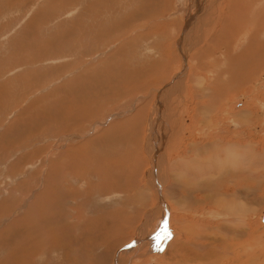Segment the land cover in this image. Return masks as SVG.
Listing matches in <instances>:
<instances>
[{"label":"rangeland","instance_id":"374dc122","mask_svg":"<svg viewBox=\"0 0 264 264\" xmlns=\"http://www.w3.org/2000/svg\"><path fill=\"white\" fill-rule=\"evenodd\" d=\"M187 1L0 0V263L9 255H22L24 260L20 264H114L115 260L119 261L117 264H157L160 252L167 246L172 250L173 222L168 214H163L165 217L160 220L158 207L161 206L150 194L155 188V194L161 193V199H168L169 205L173 203L175 207L178 195L173 188L174 196L169 194V197L160 186L150 184L153 174L148 171L155 159L152 157L151 162L145 147L151 141L148 139V119L155 114V103L159 99L162 103L159 104L162 118L159 124L163 126L160 130L163 149L156 158L161 160L158 173L161 178L166 176L162 186L176 178L197 188L207 180L210 185L186 196L184 205L178 209H184L194 225L201 224L198 229L226 239L225 245L220 243V248L213 247L222 259L212 254L199 264H264V223L261 219L264 215V60H256L258 64L246 60L250 43L239 36L241 31L235 34V27L224 33L223 39L213 40L212 43L216 42L214 61L210 59L211 55L208 57L209 53L200 54L198 46L210 43L209 36L201 41V34L206 26L210 27L211 11L197 15L200 22L191 33L188 29L183 31L192 23L187 17ZM163 26L170 29L164 30ZM246 33L249 40L254 37L252 29L248 28ZM260 38L264 40V30ZM222 45L231 46L224 47L226 58L223 59L220 58ZM177 46H181L186 54L182 61L176 55ZM214 65H218V70L230 71L234 67L233 83L245 79L244 90L231 89L235 90L229 97L231 99L227 104L222 103L234 115L233 118L240 108L253 106L254 111L249 113L248 126H244V130L241 126L244 120L237 119L240 120L238 123L229 117V113L221 112L224 110L219 108L221 102L215 105L203 89L208 86L206 78L212 75ZM228 75L231 79V74ZM94 76L100 79L99 84L105 81V77L115 79L120 76L117 86L115 84V89L110 91L117 94L108 93L90 103L85 102L90 104L85 106L75 91L81 89L84 93V83ZM122 76L128 77L129 81H124ZM107 89L104 85L99 91ZM193 92H199L198 106L208 105L214 109L209 116L205 115L209 123L202 127L203 122H200V129L197 128L193 140H190L189 130H192L193 123L198 124V119L191 122L189 113L193 116L196 110L180 109L187 108L190 100L193 102L196 97ZM224 93L227 95L228 91ZM139 109L143 116L137 114ZM171 121L173 124L169 125ZM213 127L222 131L224 144H228L220 146L224 150L220 149L219 154L215 149L211 150L213 137L205 139L206 132L212 131ZM237 131L239 135L234 134ZM244 140L247 141L246 150L251 147L256 151L253 159L258 156L256 165L245 159V148L240 145ZM168 144L172 146L170 159L165 158L164 152V146L168 147ZM179 144L181 148H188L184 155L178 151ZM79 146H83L81 152H78ZM68 158H75L78 166L84 164L80 166L84 168L83 172L80 167L78 169L81 177L78 172L70 174L65 166ZM229 159L231 164L233 160L238 164L235 171H232L234 167L230 166ZM215 160L218 161L216 164ZM60 164L64 165L59 168ZM227 165L231 169L228 170ZM51 166L57 173H63L61 187L55 185L46 195L47 202L39 203L41 209L34 205L33 216L27 217L26 208L28 204H34L36 193L38 196L44 188ZM197 172L199 177L194 175ZM240 172L247 174L240 178ZM233 176L238 179V184ZM222 179L226 182H221ZM109 185L114 189L105 187ZM99 186L112 191L101 193ZM61 190H65L64 193L70 191L63 194L64 198ZM195 195L198 199L194 198ZM208 196L210 201L204 202ZM158 222L162 224L160 229L165 223L168 232L157 239L156 247L133 250L136 244L132 245V240L140 239V234L135 235L133 228H147L148 234L152 235ZM221 227L230 231L222 232ZM176 228L183 230L186 226L176 223ZM237 228L242 230L239 237ZM181 233L185 237V233ZM120 251L123 252L118 260L115 253ZM162 258L167 264H181V260L171 254ZM187 262L194 264L190 260Z\"/></svg>","mask_w":264,"mask_h":264},{"label":"bare ground","instance_id":"6f19581e","mask_svg":"<svg viewBox=\"0 0 264 264\" xmlns=\"http://www.w3.org/2000/svg\"><path fill=\"white\" fill-rule=\"evenodd\" d=\"M165 2V1H164ZM188 2V5H187V11H188V13H187V17H189V21L190 22H192V23H190V24H188L187 26H188V28L186 27L185 29H183V31H186L187 29V31L188 32H190L191 33V30H193V29H195V26H197V24L200 22V20L198 19V17H197V15L199 14L200 15V13H202V11H211L210 12V23H209V26L210 27H205L203 30H202V34H201V41H204L205 40V38H206V36H209V38H210V43H209V45H206V44H204L205 46L203 47H200V46H198L199 47V51H200V54L201 53H203V52H207V53H209V55H208V57L210 56V59H212L213 61H214V51H213V49H215L216 48V45H215V43L217 42V40H220V39H223V35H224V33L226 34V33H228L229 31H231L232 30V27H235V29H236V31H237V33L235 32V34H238L240 31V34H239V36L241 37V38H244V39H248V41H249V45H250V47L248 48L249 49V51L248 52H250V54L246 57V60L248 61V62H255L256 60H264V40L263 39H261L260 37H261V35H262V32H263V30H264V0H189V1H187ZM208 4V5H207ZM193 5V6H192ZM182 10V9H181ZM215 12H214V11ZM197 17V18H196ZM201 17V16H200ZM202 18V17H201ZM138 19V18H137ZM199 20V21H198ZM188 23V22H187ZM207 23V22H206ZM201 24V23H200ZM146 25V24H145ZM203 25H204V22H203ZM206 25V24H205ZM208 25V24H207ZM171 26V25H170ZM175 26V25H174ZM132 27V26H131ZM173 27V26H172ZM202 27H204V26H202ZM198 28V27H197ZM201 28V27H200ZM248 28H250V29H252V31L254 32L253 34H254V37H252L251 38V40H253L254 38H256V41H251V40H249L250 38L246 35L247 33V29ZM163 29L164 30H168V29H170V28H168V27H166V26H163ZM171 29H174V28H171ZM212 29V30H211ZM234 28H233V30H235ZM175 30V29H174ZM170 33V32H169ZM185 33H187V32H185ZM184 33V34H185ZM193 33V32H192ZM249 33V32H248ZM183 34V33H182ZM183 34V35H184ZM162 35V34H161ZM189 35V34H188ZM199 35V34H198ZM230 35H231V33H230ZM236 36V35H235ZM232 37V36H231ZM237 37H238V35H237ZM239 37V38H240ZM183 38V37H182ZM220 38V39H219ZM227 38V37H226ZM234 39H235V37H233ZM216 39V40H215ZM228 39H229V37H228ZM213 40H215L216 42H214V43H212L213 42ZM13 41V40H12ZM200 41V40H199ZM193 42V41H192ZM206 42V41H205ZM255 42V43H254ZM201 43V42H200ZM200 43H198V44H200ZM220 43V42H219ZM233 43V42H232ZM178 44H180V43H178ZM185 44V43H184ZM188 44H190V43H188ZM194 44V43H193ZM223 44V43H222ZM248 44V43H247ZM230 45V44H229ZM229 45H224V47L225 48H228V46ZM219 46H221V45H219ZM181 47V46H180ZM180 47H178L177 46V54L176 55H178V57H180V60L182 61V59L184 60L185 58H186V54H184L183 53V51H182V48H180ZM197 47V48H198ZM222 47H223V45H222ZM222 48V52H221V55H220V58H226V56H225V52H224V50H225V48ZM229 47H231V46H229ZM183 48H184V46H183ZM231 50V49H230ZM232 51V50H231ZM245 52V51H244ZM199 53H198V55H200ZM204 54V53H203ZM202 54V55H203ZM242 54V53H241ZM247 54V53H246ZM201 56V55H200ZM227 56H230V55H227ZM191 57V56H190ZM232 57H234V56H232ZM236 58V57H235ZM234 58V59H235ZM194 59V58H193ZM199 59V58H198ZM236 59H238V58H236ZM208 60V59H207ZM218 60V59H217ZM239 60H240V58H239ZM203 61V60H202ZM235 61V60H234ZM153 62V61H152ZM179 62V61H178ZM236 62H237V60H236ZM235 62V63H236ZM257 62V61H256ZM234 63V64H235ZM237 63H239V62H237ZM257 64H258V62H257ZM119 65V64H118ZM152 65V64H151ZM154 65V64H153ZM211 65V64H210ZM230 65V64H229ZM238 65V64H237ZM236 65V66H237ZM260 65H261V63L258 65V69H257V71L255 72V74L258 72V70L260 69ZM218 66V65H217ZM217 66L216 65H214V67H213V73H212V75L211 76H209V78H206V79H208V80H206L207 82H209L208 83V86H207V88H203L207 93H208V95L210 96V98L214 101V103H215V105H217V103L219 104L220 102H221V104H220V106H219V108H224V110H222L221 112H223V113H229V117H232V116H234L233 114H231L229 111H228V109H225V106H223V104L222 103H224V104H227L228 103V101H229V99H231V98H229L231 95H232V93H234V91L235 90H231V89H234V88H236V91H238V92H240V91H243L244 90V88H245V83L243 82V80H245L244 78L242 79V80H240V82H235V83H233L232 82V79H233V77H234V74H235V70H234V67L229 71V69H226V70H218V68H217ZM231 66H233V65H231ZM230 66V67H231ZM256 66V65H255ZM150 67H152V66H150ZM187 67V66H186ZM189 68V67H188ZM195 68V67H194ZM150 69V68H149ZM254 71V70H253ZM114 72V71H113ZM118 72V71H117ZM137 73V72H136ZM227 73V74H226ZM228 73H230L231 75V79L229 78V75H228ZM110 74V73H109ZM116 74V73H115ZM114 74V75H115ZM226 74V75H225ZM251 74V73H250ZM225 75V76H224ZM174 76V75H173ZM239 76V75H238ZM256 76V75H255ZM255 76H253V77H255ZM90 77V76H89ZM100 77V76H99ZM116 77V76H115ZM118 77H120V76H117L115 79L113 78V76H112V78H111V76H110V78H111V80H110V78L109 77H105V81L104 82H102V84H99L100 83V79L99 78H97V76H94L93 77V79H91V80H87L85 83H84V85L83 86H85V90H82V91H84V93H82L81 92V89L79 90L78 89V91L79 92H77V91H75V94L78 96V97H80L83 101H84V103H83V105H87V103H85V102H92V101H94V99L95 98H99V97H101V96H105L106 94H108V93H111L110 91H111V89L112 88H114L115 89V87H114V85L116 84V82H119V81H117V78ZM132 77H134V76H132ZM136 77V76H135ZM134 77V78H135ZM139 77V76H138ZM191 77V76H190ZM196 77V76H195ZM223 77H227V79L226 80H224V78ZM241 77H242V72H241ZM240 77V78H241ZM252 77V78H253ZM84 78H86V77H84ZM122 78H123V80L125 79V80H127L128 79V77H127V79H126V77L124 76H122ZM173 78H175L176 79V77H173ZM200 78V77H199ZM239 78V79H240ZM98 79H99V82H98ZM121 79V78H120ZM136 79H137V77H136ZM139 79V78H138ZM169 79H170V77H169ZM171 79H172V77H171ZM197 79V78H196ZM203 79V78H202ZM250 79V78H249ZM103 80V79H102ZM124 80V81H125ZM140 80V79H139ZM157 80H159V79H157ZM184 80H186L185 78H184ZM199 80V79H198ZM204 80V79H203ZM111 81V82H110ZM128 81H129V79H128ZM136 81V80H135ZM177 81V80H176ZM134 82V81H133ZM141 82V81H140ZM158 82V81H157ZM178 82V81H177ZM206 82V83H207ZM241 82H243V84L241 83ZM128 83V82H127ZM204 83V82H203ZM228 83V84H227ZM121 84V83H120ZM141 84V83H140ZM144 84V83H143ZM147 84H149V83H147ZM187 84V83H186ZM262 84V83H261ZM264 84V83H263ZM105 85V88H108L107 90H101V91H99L100 90V88L102 87V86H104ZM146 85V84H145ZM116 86H117V84H116ZM119 86V85H118ZM140 86V85H139ZM148 86V85H147ZM187 86V85H186ZM80 87V86H79ZM136 87V86H135ZM140 87H142V86H140ZM150 87V86H149ZM171 87V86H170ZM239 87V88H238ZM83 88V87H82ZM138 88V87H137ZM191 88V87H190ZM136 89V88H135ZM143 89V88H142ZM216 89V90H215ZM240 89V90H239ZM262 89V88H261ZM138 90H139V88H138ZM179 90V89H178ZM99 91V92H98ZM147 91V90H146ZM196 91V90H195ZM197 91H198V89H197ZM226 91H228V93H227V95H226V93H224V92H226ZM98 92V93H97ZM140 92V91H139ZM142 92H143V90H142ZM145 92V91H144ZM245 92H248V90H246ZM97 93V94H96ZM120 93V92H119ZM242 93V92H241ZM241 93H239L238 95L240 96L241 95ZM93 94H94V97H92L93 96ZM111 94H117V93H115V92H113L112 91V93ZM193 95L194 96H196V97H194L195 99H193V102L190 100V103H189V105L188 106H185V107H187V108H181L180 110H184V111H186V110H190V109H193V110H196L195 111V113L193 114V116H192V114L191 113H189V117H190V121L191 122H193L194 121V119H198V124L196 125V123H193V125H192V130L190 131L189 129V133H190V140H193V137L195 136V131L197 130V128L198 129H200V122H203V124H201L202 125V127H204V125H206L207 123H209L208 121H206V119H205V115L207 114L208 116H209V113L210 112H212V109H214V108H210V107H208V105L207 106H205V105H202V106H198V100L200 99V97H198L199 96V92H197V93H194L193 92ZM159 96V95H158ZM161 97H162V94H161ZM164 98V97H163ZM198 98V99H197ZM220 98H221V100H220ZM161 99V98H160ZM219 100V101H218ZM163 101H164V99H163ZM213 101H211V102H213ZM160 101H159V99H158V101L155 103L156 104V108H155V114H151V116L149 117V125H148V139L150 138V144H149V146H145V147H147V149H148V153L147 154H149L147 157H149L150 158V160H151V158L153 157L154 159H155V161H154V163H152V166H151V169L148 171L149 172V174H153V177H152V181H150L151 183L150 184H152V185H155V186H160V190L161 189H164V191L165 192H167V194L169 195V194H171V195H173L172 194V192L171 191H173L172 189L174 188V192H175V195H178V198H177V200L175 201V203H176V207L173 205V203H171L170 205H169V202H168V199H167V201L166 200H164V199H161V197H160V195H161V193H159L158 192V194H157V197H156V194L154 193L155 191H156V189L154 188V192H153V194H150V196L152 197V199L154 200L155 198H156V202L157 203H159L160 204V206L161 207H158L159 209H160V212H158L160 215H159V218H160V220H161V218L162 219H164L163 217H165V216H163V214L164 215H166V214H168L169 215V218H170V220H172V226H171V230H172V227H174V231H173V235H172V237L174 238H172L173 239V241L171 242L172 243V245H170V248H172V250H170L169 248H168V246L162 251V252H160L161 253V256H160V254H159V256L161 257V258H159V256L157 257V258H159L158 260H157V264H167V262L162 258V256H167V255H169V254H171V255H174V256H176L177 258H179L180 260H181V264H188V262L187 261H193L194 262V264H199V261H200V263L201 262H203L204 260H205V258H209L210 256H212V254H215L216 256H218L220 259H222V257L219 255V253H218V251H217V249L216 250H214V248L213 247H218L219 246V248H220V245H225L226 243H225V241L224 240H226V239H224L223 238V236H221V237H217V236H215V235H211L209 232H207V230H200V229H198V227H200V226H202L201 224H195L194 225V223H191V218L190 217H188V215H187V212H185V211H183L184 209H178L179 208V206H183L184 205V201H185V197L187 196H191L192 194L194 195V192H196V191H199V189L198 188H200V190H201V188L202 187H204V186H209L210 185V183L207 181V180H204V181H202L203 182V185H197V188H195L194 187V185H192L190 182H185L186 180H178V179H172L171 181H169L168 183H166V184H163V186H162V182L164 181V179L166 178V176L165 177H163V178H161V176H160V174L158 173L159 171H160V168H159V164L161 163V160L159 159H157L156 157H157V155H159V153H161V151H162V149H163V147L161 146V136H162V133L160 132V130H161V128L163 127L162 125H160L159 123H160V120L162 119L161 117H160V106L161 105H159V104H162V103H159ZM161 102H162V100H161ZM88 103V105H90ZM236 103V102H235ZM30 104V103H29ZM9 105V104H8ZM87 105V106H88ZM181 105V104H180ZM179 105V106H180ZM91 106H94V105H91ZM218 106V105H217ZM229 106V105H228ZM41 107V106H40ZM44 107V106H43ZM154 107V106H153ZM42 108V107H41ZM68 108H70V107H68ZM164 108V107H163ZM207 108H209L211 111H209V110H207ZM217 108V107H216ZM230 108V107H229ZM43 109V108H42ZM96 109V108H95ZM166 108H164V110H165ZM41 110V109H40ZM144 111V110H143ZM252 111H254V109H253V106H251V107H249V109L247 108H240L239 110H237L236 111V113H235V118H233V119H242V121L244 120V122H242L244 125H241L242 126V130H244V126H248V120H249V113L251 114L252 113ZM164 112V111H163ZM215 112H216V110H215ZM148 113V112H147ZM167 113V112H166ZM166 113H164V114H166ZM183 113V112H182ZM69 114V113H68ZM138 115L139 114H142V110L141 109H139L138 110V113H137ZM174 114V113H173ZM24 115V114H23ZM144 114H142V116H143ZM167 117V116H166ZM214 117V116H213ZM264 117V114H263V116H262V118ZM18 118H20V117H18ZM173 118V117H172ZM72 119H74V118H72ZM165 119V118H164ZM19 120V119H18ZM168 120V119H167ZM173 120V119H172ZM174 121V120H173ZM214 121V120H213ZM216 121V120H215ZM238 121V123L240 122V120H237ZM24 122V121H23ZM221 122V121H220ZM223 122V121H222ZM122 122H120V124H121ZM131 123V122H130ZM28 124V123H27ZM119 124V125H120ZM131 124H133V123H131ZM169 125H172L173 124V122L171 121V123H168ZM175 124V123H174ZM194 124L196 125V126H194ZM213 124H215V122L213 123ZM235 124H237V123H235ZM136 125H138V124H136ZM183 125V124H182ZM181 124H180V126H182ZM115 126V125H114ZM165 126V125H164ZM188 126V125H187ZM190 126V125H189ZM238 126V125H237ZM144 127V126H143ZM178 127H179V125H178ZM114 128V127H113ZM179 129V128H178ZM182 129V128H181ZM184 129V128H183ZM127 130V129H126ZM164 130V129H163ZM217 130V131H216ZM158 131H159V133H158ZM185 131V130H184ZM112 132V131H111ZM145 132V131H144ZM170 132V131H169ZM133 134V130L131 129V135ZM206 137H205V139L206 138H209V137H213L212 139V141H214L212 144H211V150L212 149H215V151H216V153H218L219 154V151H220V149H222L220 146H224L225 144H224V135L222 134V131H219L218 130V128L216 129L215 127H213L212 128V131L211 130H208L207 132H206ZM215 134H221V135H217V136H215ZM234 134H237V135H239V132L237 131V133H234ZM241 134V133H240ZM103 135V134H102ZM228 135V137H229V135L230 134H227ZM248 135V134H247ZM242 136V135H241ZM250 136H252V135H250ZM98 137V136H97ZM227 137V138H228ZM230 137H231V135H230ZM229 137V138H230ZM247 137H249V136H247ZM256 137V136H255ZM95 138V137H94ZM252 138V137H251ZM97 139V138H96ZM121 139H123V138H121ZM164 139V138H163ZM162 139V140H163ZM258 139V138H257ZM186 140V139H185ZM247 140V139H246ZM246 140H244V142L242 143V144H240V145H243L244 146V150L246 151V154H247V158L245 157V154H244V157H245V159L250 163H252V165H256L257 164V162H258V156L257 157H255V160H253L254 159V156L256 155V151H254L251 147L250 148H248L247 150H246ZM174 141H175V139H174ZM211 141V142H212ZM228 141V140H227ZM152 142H153V147L151 148V145H152ZM251 142V141H250ZM174 143V142H173ZM191 143H192V141H191ZM258 143V142H257ZM144 144V143H143ZM231 144V142H229V145ZM236 144V143H235ZM262 144V143H261ZM86 145V144H85ZM148 145V144H147ZM180 145V144H179ZM226 145H228V144H226ZM225 145V146H226ZM84 146V145H83ZM83 146H79V150H78V152H81L82 151V149H83ZM192 146V145H191ZM197 146V145H196ZM222 146V147H223ZM164 147H166V149H165V151L164 152H166L165 153V158H169V157H171V153H172V150L170 151V149H171V147L172 146H170L169 144H168V147L167 146H164ZM175 147V146H174ZM193 147V146H192ZM81 148V149H80ZM100 148H102V147H100ZM194 148V147H193ZM226 148V147H225ZM237 148V147H236ZM103 149V148H102ZM187 147H185L184 146V148H181V145L178 147V151H180L181 153H183L182 155H184L186 152H187ZM190 149V148H189ZM227 149V148H226ZM81 150V151H80ZM105 150V149H104ZM175 150V149H174ZM222 150H224V148L222 149ZM229 150H230V148H229ZM74 151V150H73ZM73 151H71V152H73ZM200 151V150H199ZM198 151V152H199ZM264 151V150H263ZM262 151V152H263ZM70 152V151H69ZM102 152V151H101ZM147 152V151H146ZM222 152V151H221ZM220 152V153H221ZM227 152H228V150H227ZM239 152V151H238ZM103 153V152H102ZM170 153V154H169ZM65 154V153H64ZM64 154L62 155V156H64ZM74 154V153H73ZM99 154V153H98ZM118 154V153H117ZM117 154H116V156H117ZM123 154V153H122ZM146 154V153H145ZM228 154V153H227ZM233 154V153H232ZM231 154V155H232ZM235 154V153H234ZM79 155H81V154H79ZM90 155H92V154H90ZM96 155V154H95ZM104 155V154H103ZM120 155V154H119ZM161 155V154H160ZM179 155V154H178ZM230 155V154H229ZM258 155H260V151L258 152ZM61 156V157H62ZM70 156V155H69ZM97 156V155H96ZM217 156H219V155H217ZM71 157V156H70ZM73 157V156H72ZM95 157V156H94ZM120 157V156H119ZM243 157V158H244ZM63 158V157H62ZM77 158H79V157H77ZM89 158V157H88ZM129 158H130V156H129ZM172 158V157H171ZM217 158V157H216ZM233 158V157H232ZM61 159V158H60ZM59 159V160H60ZM94 159V158H93ZM157 159V160H156ZM170 159V158H169ZM201 159V158H200ZM54 160V159H53ZM79 160V159H78ZM87 160H89V159H87ZM103 160V159H102ZM168 160V159H167ZM230 160V159H229ZM229 160H227V161H229ZM51 161V160H50ZM72 161V162H71ZM93 161V160H92ZM160 161V162H159ZM210 161V160H209ZM216 162H215V164L218 162L217 160H215ZM234 162L231 164V162H232V160H230L229 162V164H231L230 166H232V167H234V169L232 170V171H235V166H237L238 164H236V161L235 160H233ZM242 161L244 162V159H242V155H241V163H242ZM91 162V161H90ZM97 162H99V161H97ZM101 162V161H100ZM132 162V161H131ZM151 162H152V160H151ZM166 162H168V161H166ZM246 162V161H245ZM59 163V162H58ZM57 163V164H58ZM93 163H94V161H93ZM102 163V162H101ZM198 163V162H197ZM221 163V162H220ZM219 163V164H220ZM235 163V164H234ZM259 163V162H258ZM82 164H83V162H82ZM90 164V163H89ZM89 164H87V165H89ZM104 164V163H103ZM166 164V163H165ZM224 164H226V162L224 163ZM240 164V163H239ZM245 164V163H244ZM62 165H64V164H62ZM61 164L59 165V168H60V166H62ZM84 165V164H83ZM82 165V166H83ZM91 165V164H90ZM107 165V164H106ZM221 165V164H220ZM234 165V166H233ZM58 166V165H57ZM65 166H67L68 167V169H69V171H70V174L72 175V173L73 174H76V172H78L77 174H79L78 175V177H81L80 176V173H81V171H82V169L84 170V168H81L80 166H78V165H76V159L75 158H73V160H71V159H69L68 158V161L66 162L65 161ZM92 167H94L93 165H91ZM96 166V165H95ZM167 166V165H166ZM218 166V165H217ZM222 166V165H221ZM240 166V165H239ZM79 167L81 168V171H79L78 169H79ZM90 167V166H89ZM105 167V166H104ZM54 168L55 167H50V169H49V171H48V173H47V175H46V178H45V185H44V188L39 192V195L37 196V193H36V197H38V198H36V197H34L35 198V200H34V204H32V205H29L28 204V209L26 208V212H25V214H26V216L27 217H29V216H33V212H34V210H33V208L32 207H35L34 205H36V207H38V205H39V203L40 202H42V201H44V202H47L46 201V195H48L49 194V192L53 189V187L55 186V185H59L60 187H61V185H60V180H61V178L63 177L64 178V176H63V173L62 172H60V171H58L59 173H57L55 170H54ZM57 169H58V167H56ZM88 168V167H87ZM227 168H228V165H227ZM238 168V167H237ZM96 169V168H95ZM94 169V170H95ZM100 169V168H99ZM115 169V168H114ZM164 169V168H163ZM186 169V168H185ZM220 169H222V167L220 168ZM226 169V168H225ZM229 169H231V168H228V170ZM59 170V169H58ZM13 171V170H12ZM64 171V170H63ZM135 171V170H134ZM162 171V170H161ZM188 171H192V170H188ZM187 170H186V172H188ZM206 171V170H205ZM217 171V170H216ZM231 171V170H230ZM83 172V171H82ZM101 172V171H100ZM204 172V171H203ZM222 172V171H221ZM96 173H98L99 174V172H97V170H96ZM106 173H109V172H106ZM185 173V172H184ZM189 173V172H188ZM233 173H235V172H233ZM110 174V173H109ZM168 174V173H167ZM181 174V173H180ZM187 174V173H186ZM198 172L197 173H195L194 175H197L198 176ZM207 174V173H206ZM215 174H216V172H215ZM247 173H245V174H241V172H240V174H239V177L241 178V176L242 177H244V175H246ZM107 175V174H106ZM165 175V174H164ZM188 175H190V174H188ZM209 175V174H208ZM224 175V174H223ZM75 176H77V175H75ZM94 176V175H93ZM103 176H104V174H103ZM114 176V175H113ZM170 176V175H169ZM228 176V175H227ZM226 176V177H227ZM45 177V176H44ZM73 178H75L74 177V175L72 176ZM109 177V176H108ZM131 177H133V175H131ZM174 177V176H173ZM184 177V176H183ZM199 177V176H198ZM220 177H222V175L220 176ZM234 177L235 176H233L232 177V179H234ZM59 178V179H58ZM105 178V177H104ZM110 178V177H109ZM170 178V177H169ZM172 178V177H171ZM170 178V179H171ZM188 178V177H187ZM191 178V177H190ZM230 178V177H229ZM82 179V178H81ZM133 179V178H132ZM195 179V178H194ZM204 179V178H203ZM86 180V179H85ZM100 180V179H99ZM104 180H106V179H104ZM168 180V179H167ZM167 180H166V182H167ZM176 180V181H175ZM223 180V179H222ZM235 181H236V183H237V180L236 179H234ZM66 181V180H65ZM133 181V180H132ZM190 181H192V180H190ZM102 182V181H101ZM221 182H226L225 180H223V181H221ZM239 183H240V180L238 181ZM68 183V185H69V183H71V181H69V182H67ZM180 183H182L181 185H179ZM238 184V183H237ZM236 184V185H237ZM101 185V184H100ZM97 186V185H96ZM111 185H109V186H105V187H109V188H111V189H114L113 187H110ZM130 187H131V185H129ZM100 187V186H99ZM117 187V186H116ZM68 188V187H67ZM66 188V189H67ZM87 188V187H86ZM101 189L99 190V189H97V190H99V192H110V191H112V190H110V189H106V190H104L103 189V187L101 186L100 187ZM133 188V187H132ZM131 188V189H132ZM65 189V190H66ZM96 189V188H95ZM118 189H119V187H118ZM64 190V191H65ZM73 190V189H72ZM128 190V189H127ZM64 191H62L61 190V192H60V194H61V196H63V194H65V193H67L68 191H70V190H68V191H66L65 193H64ZM87 191V190H86ZM204 191V190H203ZM90 192V191H89ZM114 193H115V191H113ZM112 192V193H113ZM121 192V191H120ZM127 192V191H126ZM164 192V193H165ZM72 193V192H71ZM73 193H75V191L73 192ZM112 193H109V194H112ZM123 192H121V194H122ZM130 193V192H129ZM143 194V193H142ZM166 194V195H167ZM106 195H108V194H106ZM171 195H169V197H171ZM212 195V194H211ZM87 196V195H86ZM96 196V195H95ZM94 196V197H95ZM110 196V195H109ZM123 196V195H122ZM132 196H133V193H132ZM174 196V195H173ZM200 196V195H199ZM64 198H65V196H63ZM126 197V196H125ZM134 197H135V195H134ZM142 197V196H141ZM153 197H155V198H153ZM168 197V198H169ZM210 196H208V199L206 200V197H205V200L206 201H204V200H201V201H204V202H207V201H210V198H209ZM163 198H165V197H163ZM194 198L195 199H198V196H194ZM201 198H203L202 196H201ZM125 199V198H124ZM139 199V198H138ZM143 199V198H142ZM146 199V198H145ZM170 199V198H169ZM148 200V199H147ZM150 200H151V198H150ZM174 200V199H173ZM169 201H171V200H169ZM141 203V202H140ZM142 203H143V200H142ZM178 203H180V205H178ZM60 204V203H59ZM85 204V203H84ZM46 205V204H45ZM60 206V205H59ZM59 206H58V208H59ZM41 207H42V205H40L39 207H38V209H41ZM63 207H64V205H63ZM229 207V206H228ZM174 208V209H173ZM180 208H182V207H180ZM81 209V208H80ZM92 209V208H91ZM49 210V209H48ZM80 211V210H79ZM98 211V210H97ZM115 211V210H114ZM136 211H138V210H136ZM42 212V211H41ZM49 212H50V210H49ZM107 212V211H106ZM105 212V213H106ZM109 212V211H108ZM116 212V211H115ZM110 213V212H109ZM135 213H137V212H135ZM24 214V215H25ZM101 214V213H100ZM117 214V213H116ZM65 215V214H64ZM109 215V214H108ZM124 215H126V214H124ZM136 215V214H135ZM101 216H102V214H101ZM158 215H156V217H157ZM264 216V215H263ZM262 216V217H263ZM26 217V218H27ZM111 217H112V215H111ZM124 217V216H123ZM31 218V217H30ZM95 218V217H94ZM93 218V219H94ZM43 219V218H42ZM51 219V218H50ZM92 219V220H93ZM125 219V218H124ZM127 219H129V218H127ZM132 219V218H131ZM166 219V218H165ZM168 219V218H167ZM173 219L174 220H176L175 222L173 221ZM262 219V218H261ZM97 220V219H96ZM115 220H117V219H115ZM159 220V219H158ZM33 221H35V220H33ZM145 221V220H144ZM162 221V220H161ZM32 222V221H31ZM115 222H117V221H115ZM147 222V221H146ZM164 222V221H163ZM92 223H95V222H92ZM149 223V222H148ZM159 223V222H158ZM176 223L179 225V226H183V227H185L186 226V228H184L183 230L182 229H179V228H176ZM180 223V224H179ZM143 224H145V222L143 223ZM168 224V223H167ZM67 225V224H66ZM160 225H162L161 224V222L159 223V224H157L156 226V229H154V233H152V235H149L148 234V232H147V228H145V230H143L142 228H141V226H140V228H138V226L137 227H134L133 228V231L135 232L134 234L135 235H137V233H138V235L140 234V239H139V241L138 240H132V242H131V244L133 245V244H136V246H134V248H133V250H138V249H140V248H145V247H148L150 250H151V248H152V246H154V247H156V245H157V239H159V237H161V236H164L167 232H166V224L164 223L163 224V228H161L160 229ZM145 226V225H144ZM148 226V225H147ZM187 226H188V228H187ZM142 227H143V225H142ZM144 228V227H143ZM222 229H221V231L222 232H229L230 230L229 229H227L226 227H221ZM39 229V228H38ZM109 229V228H108ZM128 228L126 227V229L125 230H127ZM160 229V230H159ZM22 230H23V228H22ZM28 230H29V228H28ZM42 230V229H41ZM120 230V229H119ZM125 230H123V232H126ZM200 230V231H199ZM237 231H236V233H237V235H238V237L240 236V232L242 231L241 230V228H237L236 229ZM40 231V230H39ZM47 232V231H46ZM120 232H121V230H120ZM157 232V234L155 235V233ZM181 232H184L185 233V237H183V234L181 233ZM227 232V233H228ZM28 233V232H27ZM26 233V234H27ZM30 233V232H29ZM244 233H246V232H244ZM32 234V233H31ZM44 234V233H43ZM231 234H232V231H231ZM25 235V234H24ZM46 235H47V233H46ZM134 236V235H133ZM132 236V237H133ZM232 237H233V234H232ZM47 238H49L48 236H47ZM87 238V237H86ZM216 238V239H215ZM231 238V237H230ZM229 238V239H230ZM234 238V237H233ZM62 239V238H61ZM133 239V238H132ZM185 239V240H184ZM235 239H237V238H235ZM67 240V239H66ZM111 240H113V238L111 239ZM41 241V240H40ZM100 241V240H99ZM103 241V240H102ZM106 241V240H105ZM46 242H48V241H46ZM139 242H141L140 244H138ZM227 242V241H226ZM42 243V242H41ZM104 243H106V242H104ZM108 243H109V241H108ZM221 243V244H220ZM40 244V243H39ZM81 244V243H80ZM174 244H177L178 245V247L176 248L175 247V245ZM220 244V245H219ZM35 245V244H34ZM50 245V244H49ZM108 246V245H107ZM32 248H33V246H31ZM51 247V246H50ZM126 247V246H125ZM129 247H131V246H129ZM38 248V247H37ZM124 248V247H123ZM65 249V248H64ZM153 249V248H152ZM38 250H39V248H38ZM82 250V249H81ZM169 251H171V252H169ZM173 251V252H172ZM122 252L123 251H120L119 253L117 252V253H115L116 254V256H117V258H118V260H119V257L121 256V254H122ZM19 253V252H18ZM174 253H176V254H174ZM22 254V253H21ZM31 254V253H30ZM137 254V253H136ZM64 255V254H63ZM242 255V254H241ZM18 257H19V259H20V262H19V264L20 263H22V259H23V256L22 255H17ZM151 256V255H150ZM153 256V255H152ZM28 257V256H27ZM63 257V256H62ZM137 257V256H136ZM173 256H171V258H172ZM102 258V257H101ZM171 258H167V259H171ZM174 258V257H173ZM31 259V258H30ZM47 259V258H46ZM61 259V258H60ZM65 259V258H64ZM175 259V258H174ZM239 259H241V257L239 258ZM24 260V259H23ZM223 261V260H222ZM48 262H50L49 260H48ZM99 262H100V260H99ZM118 263L119 261H116L115 260V262H114V264L115 263ZM173 262V261H172ZM174 262H175V260H174ZM173 262V263H174ZM226 262V261H225ZM236 262V261H235ZM62 263V262H61ZM101 264H102V262H100ZM116 263V264H117ZM239 263V262H238ZM237 263V264H238ZM170 264V263H169Z\"/></svg>","mask_w":264,"mask_h":264},{"label":"crops","instance_id":"0c3cea01","mask_svg":"<svg viewBox=\"0 0 264 264\" xmlns=\"http://www.w3.org/2000/svg\"><path fill=\"white\" fill-rule=\"evenodd\" d=\"M4 262L6 264H11V263L12 264H19L20 259L17 255H15V257H14V255H9V257H5L4 259H2V262L0 264H4Z\"/></svg>","mask_w":264,"mask_h":264},{"label":"water","instance_id":"95a60500","mask_svg":"<svg viewBox=\"0 0 264 264\" xmlns=\"http://www.w3.org/2000/svg\"><path fill=\"white\" fill-rule=\"evenodd\" d=\"M262 222L264 223V216L262 217Z\"/></svg>","mask_w":264,"mask_h":264}]
</instances>
